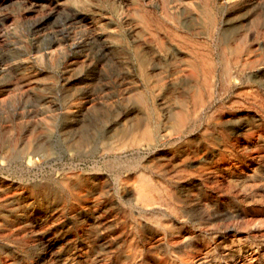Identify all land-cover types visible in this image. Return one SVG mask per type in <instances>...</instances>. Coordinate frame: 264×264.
<instances>
[{
    "label": "rangeland",
    "instance_id": "374dc122",
    "mask_svg": "<svg viewBox=\"0 0 264 264\" xmlns=\"http://www.w3.org/2000/svg\"><path fill=\"white\" fill-rule=\"evenodd\" d=\"M0 264H264V0H0Z\"/></svg>",
    "mask_w": 264,
    "mask_h": 264
}]
</instances>
